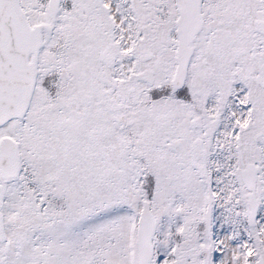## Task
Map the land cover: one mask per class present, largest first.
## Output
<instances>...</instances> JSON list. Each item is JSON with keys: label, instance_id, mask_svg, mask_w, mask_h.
<instances>
[{"label": "snow or ice", "instance_id": "1", "mask_svg": "<svg viewBox=\"0 0 264 264\" xmlns=\"http://www.w3.org/2000/svg\"><path fill=\"white\" fill-rule=\"evenodd\" d=\"M0 264H264V0H0Z\"/></svg>", "mask_w": 264, "mask_h": 264}]
</instances>
